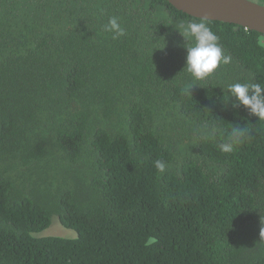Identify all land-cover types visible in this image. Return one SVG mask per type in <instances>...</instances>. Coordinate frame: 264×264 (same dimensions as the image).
Listing matches in <instances>:
<instances>
[{"label": "trees", "instance_id": "1", "mask_svg": "<svg viewBox=\"0 0 264 264\" xmlns=\"http://www.w3.org/2000/svg\"><path fill=\"white\" fill-rule=\"evenodd\" d=\"M190 20L164 0H0V264H264V120L227 99L264 84V35L204 20L232 59L197 81ZM54 217L76 239L41 237Z\"/></svg>", "mask_w": 264, "mask_h": 264}, {"label": "clouds", "instance_id": "2", "mask_svg": "<svg viewBox=\"0 0 264 264\" xmlns=\"http://www.w3.org/2000/svg\"><path fill=\"white\" fill-rule=\"evenodd\" d=\"M103 29L113 33V38L126 35V30L121 26L117 16H111ZM179 29V33L187 42L185 64L182 71L186 72L191 79L197 81L207 79L218 67L231 63L232 58L225 54L219 43V36L204 20H190L187 23L181 21ZM227 93V99L234 98L240 106L249 111L250 115L264 120V84L251 81L247 83L235 82L227 85ZM243 136V129L239 126L233 127L228 142L221 145V151L232 152ZM155 166L161 172L165 169L164 162L160 160L155 162Z\"/></svg>", "mask_w": 264, "mask_h": 264}, {"label": "water", "instance_id": "3", "mask_svg": "<svg viewBox=\"0 0 264 264\" xmlns=\"http://www.w3.org/2000/svg\"><path fill=\"white\" fill-rule=\"evenodd\" d=\"M190 17L241 26L264 35V6L248 0H164Z\"/></svg>", "mask_w": 264, "mask_h": 264}, {"label": "rangeland", "instance_id": "4", "mask_svg": "<svg viewBox=\"0 0 264 264\" xmlns=\"http://www.w3.org/2000/svg\"><path fill=\"white\" fill-rule=\"evenodd\" d=\"M248 1H252L253 3L264 6V3L258 0H248ZM39 235L41 237H60L63 239H70V240H74L77 237L75 232L62 227L57 217L52 218L51 226L42 233H40Z\"/></svg>", "mask_w": 264, "mask_h": 264}]
</instances>
